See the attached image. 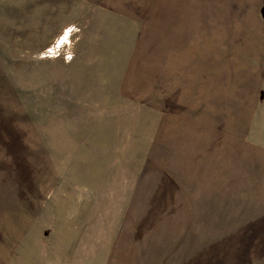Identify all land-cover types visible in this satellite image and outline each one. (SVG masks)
Returning a JSON list of instances; mask_svg holds the SVG:
<instances>
[{"label":"rangeland","instance_id":"1","mask_svg":"<svg viewBox=\"0 0 264 264\" xmlns=\"http://www.w3.org/2000/svg\"><path fill=\"white\" fill-rule=\"evenodd\" d=\"M182 69L194 74L175 91L169 77ZM260 78L264 0H0V264H227L223 254L264 264L251 244L203 246L202 260L192 244H151L145 182L168 161L182 185L190 163L210 165L212 136L227 149L228 134L210 127L222 116L172 95L217 111L212 98L244 85L249 98ZM248 208L227 237L263 232Z\"/></svg>","mask_w":264,"mask_h":264},{"label":"crops","instance_id":"2","mask_svg":"<svg viewBox=\"0 0 264 264\" xmlns=\"http://www.w3.org/2000/svg\"><path fill=\"white\" fill-rule=\"evenodd\" d=\"M172 65L170 61L169 64L162 65V68L166 69V74L159 78V82L163 84L164 94L171 91L169 85H166V80ZM194 67L196 73L197 65L195 64ZM187 74H194V72L193 70L185 72L182 69L178 74L169 77L175 91L176 87L184 84L183 79ZM211 80V88L206 93L209 97L214 95V78ZM218 84L219 78H216V85ZM263 84L264 80L260 78L256 85L254 84L256 90L254 94L250 83L249 98L244 94L245 85L242 87V93L237 92L234 87L229 88L227 94L221 92L218 97L211 100L212 104L217 103L214 105L218 107L217 111L206 98L195 97L190 91L182 96L179 94L171 96L180 107L196 110L197 116L204 117L209 111L213 116H222V125L220 121H213L210 127L212 130L226 132L228 144L226 151H223L220 156L221 146L216 145L212 136L211 156L207 158V160L210 159V165L208 162H203L202 165L190 163L182 185L176 182L172 173L174 168L168 161L165 165L163 162L162 165L156 166L155 173L148 174V180L145 182L149 183L151 200L148 206L149 231L147 234L151 244H163V246L177 243L181 246L192 244L191 246H195L196 260L203 259L204 249L200 250L201 247L213 244L227 246L251 244L259 246L264 252V141L258 142L264 139V123L260 117L255 124L254 119L258 108L253 109L252 104L253 94L259 96L257 89ZM148 91L154 95L150 98H159L161 95V90L158 88L152 89L148 86ZM255 102H259V98L254 96ZM246 108L249 113H246ZM216 122L217 125L214 124ZM242 122H247V126L242 127V132L237 134V126ZM204 123V121L199 122L200 128L204 127ZM192 133H196L194 127ZM250 138L256 142H247ZM166 148L164 144L165 154ZM249 206H254L255 213L260 214L262 222L259 227L263 232L255 233L253 239L247 242L236 240L233 235L227 237L224 232L232 228L229 224L235 222V214L249 213L254 209L248 208ZM227 250L230 257L232 251ZM221 260L229 264L226 254H223Z\"/></svg>","mask_w":264,"mask_h":264}]
</instances>
